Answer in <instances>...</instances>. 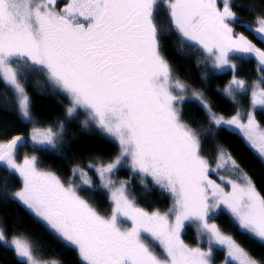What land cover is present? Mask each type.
Segmentation results:
<instances>
[{
    "label": "snow or ice",
    "instance_id": "obj_1",
    "mask_svg": "<svg viewBox=\"0 0 264 264\" xmlns=\"http://www.w3.org/2000/svg\"><path fill=\"white\" fill-rule=\"evenodd\" d=\"M161 4L168 32L200 48L217 71L232 73L223 89L232 100L249 87L239 78L236 61L255 60L261 75L252 85L251 105L264 110V87H258L264 85V47L254 42L264 45V7L247 23L233 10L243 8L234 0H70L59 10L56 0H0V82L15 90L23 119L30 121L31 112L22 80L39 73L68 100L65 119L84 114L82 126H95L119 146L117 155L95 165L111 201L106 213L82 194L85 186H94L83 168L72 171L73 178H80L77 184L43 170L36 155L18 158L30 144L36 150L55 149L64 131L59 122V130L33 128L30 139L0 140V168L19 183L10 196L73 249L80 264H213L214 246L227 250L226 264H261L212 222L226 211L242 236L264 244V195L227 151L219 149L216 167H211L202 154L199 130L182 119L177 105L188 86L163 55L166 33L157 22ZM194 96L211 124L224 130L234 126L264 159V129L252 111L246 122L239 111L226 119L212 111L202 94ZM125 165L150 177L172 197V207L164 213L137 207L129 182L113 179ZM223 167L240 173L238 179L220 176L222 183H217L210 178ZM0 191L9 194L7 178H0ZM192 225L207 237L206 250L182 239ZM148 240L162 249L163 257ZM0 244H10L20 264H60L39 259L22 236L9 242L2 227Z\"/></svg>",
    "mask_w": 264,
    "mask_h": 264
},
{
    "label": "trees",
    "instance_id": "obj_2",
    "mask_svg": "<svg viewBox=\"0 0 264 264\" xmlns=\"http://www.w3.org/2000/svg\"><path fill=\"white\" fill-rule=\"evenodd\" d=\"M234 4L243 5V8L234 7L233 10L242 21L247 23H252L255 13L264 7L260 4V0H234ZM246 9H252V11L248 12ZM157 22L166 33L162 38L163 55L171 65L177 79L187 85L191 91H199L203 95L204 102L218 116L231 118L237 111L243 113L249 111L248 94L245 97L242 95L241 100L237 102L223 92L232 79L231 72H216L212 67L204 64L198 52L188 49V45L178 33L167 31L169 25L163 4L160 6ZM236 30L244 31L241 28ZM244 34L254 39L250 33L245 31ZM254 42L259 44L258 41L254 40ZM236 63L239 78L250 84L259 80L261 74L255 60H237ZM39 83L45 87V91L37 86ZM25 85L30 97L31 121L23 119L17 109L13 92L7 85L0 82V140L11 139L17 135L29 139L33 128L52 127L59 130V123H63L64 132L55 149L36 150L30 144L20 153L35 154L43 170L54 171L65 181L72 177V171L77 167L89 171L94 178L95 186L92 188L85 186L86 190L82 194L90 199L101 213L110 211L109 193L107 189L101 187L100 179L94 169L89 167L90 165L95 167L100 161H109L118 154L119 146L95 126L87 128L82 126L79 117L74 120L65 119L68 100L63 94L53 92L49 86H45L39 73L33 75L30 80H26ZM181 108L182 119L192 128L199 130L202 154L209 162H212L211 165L213 166L217 161L219 149L227 151L240 165L243 173L251 179L256 190L264 195V160L245 142V139L237 132L220 129L211 124L204 107L192 93L186 94ZM255 117L258 124L264 128V110L255 112ZM0 178L8 180L9 194L6 195L0 191V227L5 230L6 237L10 239L19 235L26 238L41 260H57L60 264H80L78 255L73 249L65 247L42 224L38 223L28 210L12 199L11 191L19 187L16 178L10 176L3 168H0ZM113 179L129 182V191L139 208L166 212L172 207L173 200L170 195L163 192L150 178L134 174L130 168H118ZM212 222L218 224L225 233L231 234L251 257L264 264V244L253 238L242 236L226 211L218 212ZM182 239L194 246L199 245L205 250L208 247L207 237H201L195 225L183 231ZM226 258L225 249L213 247V264H226ZM0 264H20V258L16 256L11 246L0 244Z\"/></svg>",
    "mask_w": 264,
    "mask_h": 264
},
{
    "label": "rangeland",
    "instance_id": "obj_3",
    "mask_svg": "<svg viewBox=\"0 0 264 264\" xmlns=\"http://www.w3.org/2000/svg\"><path fill=\"white\" fill-rule=\"evenodd\" d=\"M187 44H188V49L189 50H194V51H196V52H198L201 56H202V58H203V62H204V64H206V65H208V66H210V67H212L213 68V66H212V63H211V61L210 60H207L206 59V54L200 49V48H198V47H195V46H191L187 41H185ZM189 45L192 47V49L189 47ZM214 69V68H213ZM216 72H218V73H225V72H219V71H217L216 69H214ZM230 72V71H229ZM36 73H34V74H30L26 79H24V80H22V83L24 84V86H25V89H26V85H25V81L26 80H30L31 78H32V76L33 75H35ZM41 75V79H43V82H44V84H45V86H49V89L50 90H52L53 92L55 91L54 89H53V87L47 82V80H46V78L42 75V74H40ZM258 81L259 80H256L254 83H258ZM248 83V82H247ZM253 83V84H254ZM253 84H250V83H248V85H249V87H248V89L246 90V91H241V92H238V93H236V97H237V99L236 100H233V101H240L241 100V97H242V95H244V97H245V95H249L248 97H249V104H250V109H249V111H252L253 112V114L255 115V112H257L258 110H261V109H258V108H256V109H254L253 108V106L251 105V94H252V85ZM38 87H40L41 88V90H43V91H45L46 89H45V87L41 84V83H39L38 85H37ZM12 92H13V94H14V100H15V102H16V106H17V109H18V111H19V107H18V97H17V94H16V92H15V90L14 89H12L10 86H7ZM258 87H264V85H258ZM26 92H27V90H26ZM188 93H192L193 95H194V93H200L199 91H191V89L190 88H188V92L186 93V94H188ZM28 94V93H27ZM186 94H185V96H186ZM201 94V93H200ZM29 96V95H28ZM30 98V97H29ZM230 98V97H229ZM231 99V98H230ZM232 100V99H231ZM242 104V103H241ZM177 107L180 109V111H181V113H182V108H181V103L180 104H178L177 105ZM205 109V111L207 112V114H208V111L206 110V108H204ZM249 111H247V112H245V113H243L242 111L240 112L241 113V119H243L245 122H246V120H247V113L249 112ZM30 112H31V104H30ZM19 113H20V111H19ZM77 117H79V120H81V122H83L84 120H85V115L84 114H80V115H78ZM226 119H230V118H228V117H225ZM31 120H32V115H31ZM30 120V121H31ZM88 127H91V126H88ZM87 128V127H86ZM261 128L262 129H264L262 126H261ZM38 129H41V130H43V129H46V128H38ZM227 129H229V130H232V131H234V132H237L238 134H240L242 137H243V134L238 130V129H235V127L234 126H232L231 128H227ZM33 130V129H32ZM64 132V131H63ZM31 133H32V131H31ZM63 134V133H62ZM61 134V135H62ZM104 134V133H103ZM106 135V134H105ZM107 136V135H106ZM30 137H31V134H30ZM30 137H29V139H30ZM108 138H110L111 140H113L111 137H109V136H107ZM201 139V138H200ZM59 140V139H58ZM114 141V140H113ZM115 142V141H114ZM116 143V142H115ZM117 144V143H116ZM57 145H58V141H57ZM57 145H56V147H57ZM118 145V144H117ZM254 150V149H253ZM255 152H256V150H254ZM257 153V152H256ZM33 155H35V154H33ZM25 155L24 154H21V153H19V155H18V158L20 159V160H22L23 159V157H24ZM29 156H31V155H29ZM264 160V159H263ZM211 163L212 162H210V165H211ZM216 164H217V161L214 163V165L212 166L211 165V167H216ZM123 167H127V168H129L127 165H125V166H123ZM89 169H94V171H95V167H89ZM84 172L86 173V177L85 178H90L92 181H93V184H94V186H95V182H94V178H93V176L91 175V173L89 172V171H86V170H84ZM219 172L220 173H217V174H210V178L211 179H213V180H217V183H222L221 182V180L219 179V177L220 176H224L226 179H238V177H239V175H240V173H236V172H234L232 169H231V167H223V168H221L220 170H219ZM95 173H96V171H95ZM242 173H243V171H242ZM244 174V173H243ZM96 175H97V173H96ZM98 176V175H97ZM214 176V177H213ZM215 177H216V179H215ZM98 178H99V176H98ZM148 178H150V177H148ZM70 179H74L75 180V182L77 183V184H79V183H81V181H80V178L79 177H76V178H73V177H71ZM151 179V178H150ZM100 185H101V183H100ZM222 186L223 187H225V190L226 191H230L231 190V188H230V186H228V185H226V184H222ZM173 205V204H172ZM138 207V206H137ZM145 211H147V210H145ZM148 212H153V211H148ZM161 212V211H160ZM167 212V211H166ZM161 213H164V212H161ZM218 214V213H217ZM125 226H127V225H125ZM7 238V237H6ZM8 240H9V242L11 241V239L12 238H7ZM149 244H150V246L153 248V250L158 254V255H160L161 257H163V252H162V249L159 247V246H157L154 242H152L151 240H148L147 241ZM186 244H188L189 246H191V247H196V246H194V245H192V244H190V243H188V242H185ZM9 246H10V244H9ZM226 250V249H225ZM226 252H227V250H226ZM253 258V257H252ZM254 259V258H253Z\"/></svg>",
    "mask_w": 264,
    "mask_h": 264
},
{
    "label": "flooded vegetation",
    "instance_id": "obj_4",
    "mask_svg": "<svg viewBox=\"0 0 264 264\" xmlns=\"http://www.w3.org/2000/svg\"><path fill=\"white\" fill-rule=\"evenodd\" d=\"M69 2H70V0H56V7H57L58 10L59 9H63ZM257 45L260 46V47H264V45H259V44H257ZM189 47L192 49V47L190 45H189Z\"/></svg>",
    "mask_w": 264,
    "mask_h": 264
}]
</instances>
